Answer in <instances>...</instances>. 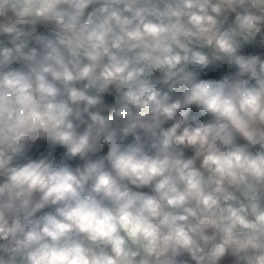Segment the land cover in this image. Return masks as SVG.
Here are the masks:
<instances>
[{"label":"clouds","instance_id":"clouds-1","mask_svg":"<svg viewBox=\"0 0 264 264\" xmlns=\"http://www.w3.org/2000/svg\"><path fill=\"white\" fill-rule=\"evenodd\" d=\"M0 264H264V0H0Z\"/></svg>","mask_w":264,"mask_h":264}]
</instances>
